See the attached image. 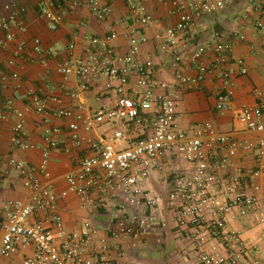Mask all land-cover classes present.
<instances>
[{"label":"built area","instance_id":"1","mask_svg":"<svg viewBox=\"0 0 264 264\" xmlns=\"http://www.w3.org/2000/svg\"><path fill=\"white\" fill-rule=\"evenodd\" d=\"M34 1L51 29L57 30L63 21L64 3L69 0ZM70 1L73 8L87 5L102 23L113 15V8L100 0ZM127 1L129 15L119 21L126 26L125 54L115 46L121 34L111 31L85 37L80 54L76 42H71L58 66L64 86L73 80L78 82L77 89L67 90L72 99L90 92L94 81H104L96 97V109L86 111L80 105L50 109L48 102L33 92L22 108L16 107L13 99L3 105L0 119L8 121L10 115L16 118L12 151L40 149L41 158L34 164L15 157L9 161L28 195L8 201L1 208L0 264H15L12 260L21 253H25L21 264H115L111 239L143 243L170 225L187 238L199 264H264L260 259L250 260L251 248L242 233L229 229L235 219L253 213L260 214L259 221L264 225V200L248 189L264 176V136L257 142H241L231 133L219 131L211 121L185 128L177 112L184 92L201 89L210 76L229 81L236 74L233 64L246 75L245 61L233 58L232 42L201 45L190 57L196 69L194 76L182 72L179 56L174 64V80L161 81L154 61L142 58V46L148 42L144 30L153 25L154 17L143 4ZM148 1L170 3L172 14L177 16L173 27L156 36L163 58L180 45L186 47L185 38L194 23L224 10L230 0ZM258 10L264 14L263 7ZM17 23L16 16L0 13V32L5 33L0 48L16 41L14 58L30 66L33 59L25 55L41 53V40L17 42L12 32ZM257 28L264 31V22L259 21ZM233 38L243 40L244 35L234 32ZM9 78L18 79L19 74ZM9 78L0 75V97ZM232 98L229 90L219 92L216 109L230 111ZM258 98L256 105L241 108L236 120L248 131L264 134L263 93L258 92ZM106 99L111 103L103 104ZM52 101L62 103L57 97ZM33 112L64 121L68 141L61 144L57 138L61 129L52 127L45 131L42 147L29 142L25 124ZM103 127L106 130L99 132ZM56 151L82 154L77 167L64 177L66 187L62 190L56 188L49 170ZM240 151L255 154L252 170L233 168V159ZM154 176L169 188V219L163 214L161 196L151 189ZM70 195L79 198L83 209L109 213L107 228L87 220L78 230L68 232L61 204ZM102 230L107 236H100Z\"/></svg>","mask_w":264,"mask_h":264},{"label":"crops","instance_id":"2","mask_svg":"<svg viewBox=\"0 0 264 264\" xmlns=\"http://www.w3.org/2000/svg\"><path fill=\"white\" fill-rule=\"evenodd\" d=\"M100 1L113 8V15L106 23L97 21L87 5L82 4L73 8L69 0L64 3L63 21L54 31L42 17L41 9L34 0H0V13L17 18L18 26L12 27L17 42L32 43L35 38H39L42 49L41 53H26V57L33 59L32 65L27 66L23 60L15 59L13 56L16 41L9 43L6 48H0V75H6L9 78L14 73L19 74L18 79L9 78L4 82L0 97V112L8 99H13L16 107L22 108L29 102L28 95L31 92L45 99L50 109L80 105L84 110L90 111L99 106L96 97L104 81H94L90 92L72 99L67 95V90L77 89L78 82L73 80L64 86L63 79L58 73V66L70 43L76 42L77 53L80 54L85 46V37L89 35H105L116 31L121 34L115 42L117 50L120 54L127 52L128 43L123 35L126 26L119 21L129 15L128 1ZM134 2L143 4L154 17L153 25L144 30L148 42L142 46V58L154 61L156 75L161 81L172 82L174 80L177 73L174 64L179 56L182 57L178 63L182 72L187 76H194L196 69L190 63L192 53L201 45L214 46L218 41L232 42L234 44L233 58H242L248 68V73L242 75L239 67L233 64L236 74L229 81L218 80L210 76L201 89L184 92L177 104V112L182 125L190 128L195 124L211 121L219 131L231 133L236 140L241 142H257L264 136L263 133L248 131L236 120V113L241 108L260 102L258 92L264 95V31L257 28L259 21L264 22V14L258 10L261 7L264 8V0H230L224 10L205 16L194 23L185 38L186 47L180 45L163 58L160 57L159 42L156 36L176 24L177 16L172 14V5L148 0H135ZM234 32L242 33L244 39H234ZM4 37L5 33L0 32V39ZM207 58L211 59V55ZM224 90L233 93L232 109L220 112L216 109L217 97L219 92ZM53 97H57L62 103L53 102ZM111 101L106 99L103 104H110ZM15 122L14 115H10L8 121L0 119V219L1 208L6 202L25 199L28 195L18 173L11 167L10 159L15 157L19 161L34 164L41 158L40 149L12 151ZM52 127L61 129V134L57 138L61 144H65L68 141L65 122L51 115L44 117L34 112L28 116L25 124L26 138L40 148L44 145L45 131ZM80 155L82 154L79 152L68 154L62 151L53 152L49 170L56 181L58 190L66 187L64 177L77 167ZM254 166L255 154L253 152L240 151L233 159V168L249 171ZM253 185L259 190H255ZM150 186L153 192L161 196L163 214L169 219L171 215L167 209L168 186L157 176L153 177ZM248 189L263 201L264 176L256 179ZM61 213L68 232L78 230L87 220L102 228L105 226L107 228L109 223V213L95 209H83L79 198L75 195H70L62 202ZM259 218L258 213L245 218H237L230 224L229 229L242 233L244 240L251 248L250 260L260 259L264 262V225L260 223ZM100 236H107V232L102 230ZM111 245V256L115 264H139L138 259L141 253L156 257L155 260L151 258L146 264H199L198 256L187 238L178 230L173 229L171 225L158 231L143 243L133 244L125 240L111 239ZM24 255L25 253H21L12 262L21 264Z\"/></svg>","mask_w":264,"mask_h":264},{"label":"rangeland","instance_id":"3","mask_svg":"<svg viewBox=\"0 0 264 264\" xmlns=\"http://www.w3.org/2000/svg\"><path fill=\"white\" fill-rule=\"evenodd\" d=\"M106 130V127H103L102 129H99V132H103V131H105ZM139 264H146V263H148V262H150V259L152 258L153 260H155V258H154V256L153 255H150V254H146V253H141L140 255H139Z\"/></svg>","mask_w":264,"mask_h":264}]
</instances>
